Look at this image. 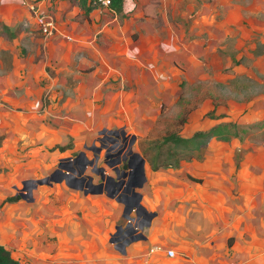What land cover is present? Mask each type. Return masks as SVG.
<instances>
[{
    "label": "rangeland",
    "instance_id": "374dc122",
    "mask_svg": "<svg viewBox=\"0 0 264 264\" xmlns=\"http://www.w3.org/2000/svg\"><path fill=\"white\" fill-rule=\"evenodd\" d=\"M34 2L0 0V228L7 223L21 263L110 262L93 256L99 209L80 205L82 189L44 182L23 197L22 180L49 175L80 150L93 157L84 146L99 138L97 164L115 176L104 154L127 150L122 128L136 135L134 150L160 163L171 157L159 147L168 132L237 121L241 137L211 138L196 154L219 198L245 212L256 244L262 238L252 264H264V0H123L120 11L95 4L88 14L51 0L42 7L51 30L38 24ZM115 231L105 238L112 251Z\"/></svg>",
    "mask_w": 264,
    "mask_h": 264
},
{
    "label": "crops",
    "instance_id": "0c3cea01",
    "mask_svg": "<svg viewBox=\"0 0 264 264\" xmlns=\"http://www.w3.org/2000/svg\"><path fill=\"white\" fill-rule=\"evenodd\" d=\"M38 4L45 6L47 3L39 1ZM203 166V161L194 158L182 160L176 167L157 169H153L149 161L145 162L146 180L137 188L145 208L141 213L144 226L134 231L136 233H130V226L115 235L118 242L125 243L124 251L116 247L112 251L110 244L105 242L119 224H127L128 220L123 216L124 204L109 198L105 192L77 195L80 205L99 209L100 220L91 231L98 244L93 256L110 259L108 264H252L258 253L263 252L262 249L260 252L253 250L254 245L261 246L262 238L260 243H255L252 225L246 217L241 218L245 212H240L233 201L223 202L219 198V189L207 182ZM130 215L135 216L134 210ZM5 224L0 228V243L14 255L8 246V225ZM63 227L60 222L57 232ZM59 232L54 253L61 256L65 254V243ZM68 234L69 240L79 237L74 221ZM153 246L160 249H152ZM167 248L175 250L174 256L166 254ZM85 251L88 254L85 252L82 256L90 258L91 252ZM71 253L69 250L68 257Z\"/></svg>",
    "mask_w": 264,
    "mask_h": 264
},
{
    "label": "water",
    "instance_id": "95a60500",
    "mask_svg": "<svg viewBox=\"0 0 264 264\" xmlns=\"http://www.w3.org/2000/svg\"><path fill=\"white\" fill-rule=\"evenodd\" d=\"M104 128L102 131H104ZM108 133L117 134L118 129H107ZM120 133L128 141H124V145L127 146V154L120 157L118 150L115 153L105 152L104 161L116 172L113 176L105 172V168L102 165L97 164V160L102 147L105 144L85 145V149L93 151V157H88L85 150H80L75 156L62 157L58 162L57 168L53 170L49 175L41 178H27L22 180V187L20 193L23 197L31 196L32 189L38 183H51L52 181H65V183L73 188L82 189L85 193H100L105 192L108 196L114 197L116 200L124 204L123 216L128 220L125 226L118 225L114 235L120 232L122 229H126L133 226V230L137 231L144 226L141 213L145 211V208L141 204V193L137 188L141 187L146 180L145 175V157L137 150L132 148L135 134L126 133L125 129H120ZM109 140H114V137L107 136ZM124 161L127 164L126 169H120L119 164ZM91 166V170L100 175V181L94 182L93 176L86 173V168ZM121 170V171H119ZM120 172V173H119ZM32 198V196H31ZM134 210L135 216H131L130 213ZM131 230V228H129ZM133 231V232H134ZM141 235V234H138ZM131 237L130 240L135 239ZM115 243V247L125 250V243H120L114 236L111 239Z\"/></svg>",
    "mask_w": 264,
    "mask_h": 264
},
{
    "label": "trees",
    "instance_id": "16d2710c",
    "mask_svg": "<svg viewBox=\"0 0 264 264\" xmlns=\"http://www.w3.org/2000/svg\"><path fill=\"white\" fill-rule=\"evenodd\" d=\"M72 3H77L83 8L84 13L88 14L95 4L88 3L86 0H70ZM123 0H113L111 8L115 11L122 9ZM252 125V124H251ZM252 128L251 126H248ZM245 131V126L237 121H219L206 129L195 130L191 135L184 136L179 131H171L165 134L160 141V148L167 146L170 156L160 163H151L153 169L159 167H176L182 160H191L197 158V151L204 148L211 138L222 140H230L231 137H241ZM177 153V157H173ZM197 159H200L198 157ZM0 264H22L20 260L15 257L11 250L0 243Z\"/></svg>",
    "mask_w": 264,
    "mask_h": 264
},
{
    "label": "built area",
    "instance_id": "2783aa9c",
    "mask_svg": "<svg viewBox=\"0 0 264 264\" xmlns=\"http://www.w3.org/2000/svg\"><path fill=\"white\" fill-rule=\"evenodd\" d=\"M39 1L42 2V4H43V3H48L51 0H35L34 4L31 6L33 9V12L35 14V17L37 19L38 24L41 25L45 30H51L52 28H54L53 19L49 14H45L43 12V10H42L43 6H40V4H38ZM86 1L88 3H93V4H97V5L104 6V7H110L113 0H86ZM134 233H136V232H134ZM154 248L160 249L159 246L158 247L153 246L152 249H154ZM166 254L168 256H174L175 250L173 248H167ZM234 264H241V263H234Z\"/></svg>",
    "mask_w": 264,
    "mask_h": 264
},
{
    "label": "flooded vegetation",
    "instance_id": "af4514ba",
    "mask_svg": "<svg viewBox=\"0 0 264 264\" xmlns=\"http://www.w3.org/2000/svg\"><path fill=\"white\" fill-rule=\"evenodd\" d=\"M121 135H122V133H120ZM115 135H119V133H117V134H115ZM106 138L108 139V137L106 136ZM98 140H100V144H104L102 141H104L105 140V138H99ZM115 140V139H114ZM126 140V138L122 135V141L124 142ZM127 154V150L123 153L121 150H120V152H119V155H120V157H123L124 155H126ZM127 168V164H126V162H124V161H122V164H121V167H120V169H126ZM119 171H121V170H119ZM120 173V172H119ZM109 174V173H108ZM132 228H133V226H131ZM131 228V230H130V233H132L134 230V228L132 229Z\"/></svg>",
    "mask_w": 264,
    "mask_h": 264
}]
</instances>
